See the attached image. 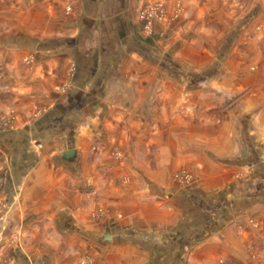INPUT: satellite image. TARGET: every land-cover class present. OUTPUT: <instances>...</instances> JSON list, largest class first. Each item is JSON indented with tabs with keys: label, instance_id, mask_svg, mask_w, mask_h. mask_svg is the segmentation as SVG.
<instances>
[{
	"label": "crops",
	"instance_id": "1",
	"mask_svg": "<svg viewBox=\"0 0 264 264\" xmlns=\"http://www.w3.org/2000/svg\"><path fill=\"white\" fill-rule=\"evenodd\" d=\"M155 1L0 0V264H264V0Z\"/></svg>",
	"mask_w": 264,
	"mask_h": 264
},
{
	"label": "built area",
	"instance_id": "2",
	"mask_svg": "<svg viewBox=\"0 0 264 264\" xmlns=\"http://www.w3.org/2000/svg\"><path fill=\"white\" fill-rule=\"evenodd\" d=\"M71 6L67 7V10H71ZM165 8L163 4H154V5H149L146 8L142 10L141 13V18L143 21L146 23V25H151L152 22L156 19H163L165 17ZM10 118H8L5 114H3L2 111H0V123H6L9 121ZM187 180L189 178V175L186 176ZM98 214L104 213L103 209H98L97 211ZM77 264H95L93 260L89 257H84L82 258Z\"/></svg>",
	"mask_w": 264,
	"mask_h": 264
},
{
	"label": "rangeland",
	"instance_id": "3",
	"mask_svg": "<svg viewBox=\"0 0 264 264\" xmlns=\"http://www.w3.org/2000/svg\"><path fill=\"white\" fill-rule=\"evenodd\" d=\"M157 3H159V4H163V6H164V8H165V17H163V19H156L157 21L159 20V21H164V20H167V18L169 17L168 15V5H167V3L165 2V1H155V2H152V3H150V4H147L146 6H144L143 7V9L144 8H146L147 6H149V5H154V4H157ZM177 5H176V11H175V15L173 16V18L174 17H178V16H180L181 14H182V12L184 11V7H183V5L181 4V3H176ZM69 6H71V5H68V6H66V13L67 14H71V13H73L74 12V8L71 6V10H67V7H69ZM142 9V10H143ZM142 10H140V13H139V19L141 20V21H143V19L141 18V13H142ZM169 19L170 18H168V20L167 21H169ZM155 21V20H154ZM154 23V22H153ZM153 23L151 24V25H146L145 26V30L146 31H148V32H151V30H152V25H153ZM223 52H226V50H224ZM187 175H189V178H188V180H187V178H186V176ZM175 178L176 179H179V181H181V182H183V183H188V182H191V180H192V174L191 173H187L186 171H183V172H179V173H177L176 175H175ZM98 209H103V208H98Z\"/></svg>",
	"mask_w": 264,
	"mask_h": 264
}]
</instances>
